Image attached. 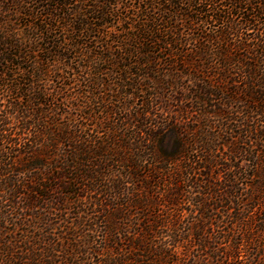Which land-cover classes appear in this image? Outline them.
Segmentation results:
<instances>
[{
	"label": "trees",
	"instance_id": "trees-1",
	"mask_svg": "<svg viewBox=\"0 0 264 264\" xmlns=\"http://www.w3.org/2000/svg\"><path fill=\"white\" fill-rule=\"evenodd\" d=\"M0 264H264V0H0Z\"/></svg>",
	"mask_w": 264,
	"mask_h": 264
}]
</instances>
